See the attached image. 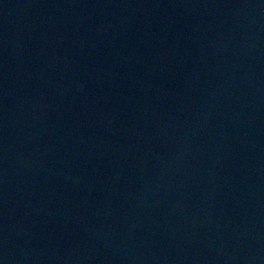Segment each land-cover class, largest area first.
<instances>
[{
  "label": "water",
  "instance_id": "95a60500",
  "mask_svg": "<svg viewBox=\"0 0 264 264\" xmlns=\"http://www.w3.org/2000/svg\"><path fill=\"white\" fill-rule=\"evenodd\" d=\"M0 264H264V0H0Z\"/></svg>",
  "mask_w": 264,
  "mask_h": 264
}]
</instances>
